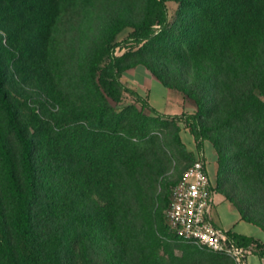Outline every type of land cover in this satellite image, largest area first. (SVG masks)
Wrapping results in <instances>:
<instances>
[{
  "label": "trees",
  "instance_id": "obj_1",
  "mask_svg": "<svg viewBox=\"0 0 264 264\" xmlns=\"http://www.w3.org/2000/svg\"><path fill=\"white\" fill-rule=\"evenodd\" d=\"M140 67L196 111L151 107L121 81ZM183 126L264 232V0H0V264H235L167 222Z\"/></svg>",
  "mask_w": 264,
  "mask_h": 264
},
{
  "label": "rangeland",
  "instance_id": "obj_2",
  "mask_svg": "<svg viewBox=\"0 0 264 264\" xmlns=\"http://www.w3.org/2000/svg\"><path fill=\"white\" fill-rule=\"evenodd\" d=\"M177 5L174 3H167L168 14L172 17ZM131 29L123 30L116 38L119 45L115 49V55H121L128 47H135L133 42L129 40ZM126 42V43H124ZM123 84L132 91L141 94L148 104L156 109L163 116H179L181 114L191 115L196 111L195 103L185 96L182 92L173 89L165 88L159 81L144 68H137L127 71L122 77ZM135 103V98L129 93H123L120 105ZM139 106V105H138ZM146 112H148L146 110ZM182 141L186 144L188 150L192 151L196 159H202L208 168V176L215 186L216 173L218 164L216 161V154L208 141L202 143L199 150L192 136L183 126L181 133ZM174 178H172L173 180ZM222 195L214 192L213 205L211 209V222L224 229L229 223H232L238 218V211L236 208L226 201H223ZM225 200V199H224ZM234 231L245 233L254 237L263 236L264 232L257 226L240 222L235 226ZM253 251H258V248L253 246ZM264 259V258H263Z\"/></svg>",
  "mask_w": 264,
  "mask_h": 264
},
{
  "label": "built area",
  "instance_id": "obj_3",
  "mask_svg": "<svg viewBox=\"0 0 264 264\" xmlns=\"http://www.w3.org/2000/svg\"><path fill=\"white\" fill-rule=\"evenodd\" d=\"M213 185L206 164L196 160L173 187L170 204L165 211L168 224L178 236L199 248L230 257L235 264H246L249 250L238 247L211 222Z\"/></svg>",
  "mask_w": 264,
  "mask_h": 264
},
{
  "label": "crops",
  "instance_id": "obj_4",
  "mask_svg": "<svg viewBox=\"0 0 264 264\" xmlns=\"http://www.w3.org/2000/svg\"><path fill=\"white\" fill-rule=\"evenodd\" d=\"M206 168H207V165H206ZM207 172H208V168H207ZM217 194V193H216ZM223 197V196H222ZM223 201H226L224 200L223 198ZM227 202V201H226ZM229 203V202H228ZM230 204V203H229ZM240 222H245L243 221L241 218H240V215L238 214V218L236 220H234L232 223H229L224 229L222 228H219L221 230H224V231H230V232H234L236 234H240V235H244V236H248V237H252L254 238L255 240H257L258 242H260L261 244L264 245V234L263 236L261 237H254V236H251V235H247L245 233H239V232H236L234 231V228L236 225H238ZM247 223V222H246ZM214 224V222H213ZM215 225V224H214ZM216 226V225H215ZM217 227V226H216ZM254 245H252L251 247L248 248L249 250V255L247 256L246 258V264H264V259L263 258H260L259 255L257 254V251H253L251 250L252 247Z\"/></svg>",
  "mask_w": 264,
  "mask_h": 264
}]
</instances>
